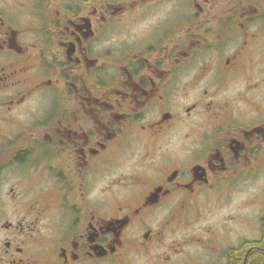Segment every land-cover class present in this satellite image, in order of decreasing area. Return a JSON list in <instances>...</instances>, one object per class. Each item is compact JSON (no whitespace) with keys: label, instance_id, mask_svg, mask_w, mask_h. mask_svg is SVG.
<instances>
[{"label":"flooded vegetation","instance_id":"flooded-vegetation-1","mask_svg":"<svg viewBox=\"0 0 264 264\" xmlns=\"http://www.w3.org/2000/svg\"><path fill=\"white\" fill-rule=\"evenodd\" d=\"M263 164L264 0H0V264H264Z\"/></svg>","mask_w":264,"mask_h":264},{"label":"rangeland","instance_id":"rangeland-1","mask_svg":"<svg viewBox=\"0 0 264 264\" xmlns=\"http://www.w3.org/2000/svg\"><path fill=\"white\" fill-rule=\"evenodd\" d=\"M235 186L240 189L223 194L222 197L211 193L203 194L197 200L199 201L197 215L201 219L196 223V227H210L216 219L230 218L229 224L232 229L230 235L234 237L232 240H238L237 236L240 234L256 233L253 221L249 220V217L258 207L259 196L264 192V164L258 174L245 182L241 179ZM250 199H254L255 204H251ZM159 249L164 247L161 246Z\"/></svg>","mask_w":264,"mask_h":264},{"label":"trees","instance_id":"trees-1","mask_svg":"<svg viewBox=\"0 0 264 264\" xmlns=\"http://www.w3.org/2000/svg\"><path fill=\"white\" fill-rule=\"evenodd\" d=\"M248 260H249L250 262H252V263H253V262H255L256 258H255V257H252V259H251V258H249Z\"/></svg>","mask_w":264,"mask_h":264}]
</instances>
